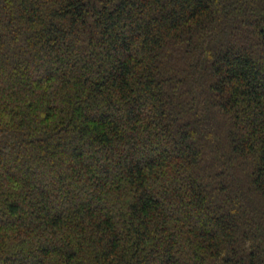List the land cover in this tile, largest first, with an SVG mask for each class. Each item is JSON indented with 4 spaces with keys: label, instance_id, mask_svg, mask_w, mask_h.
Masks as SVG:
<instances>
[{
    "label": "trees",
    "instance_id": "trees-1",
    "mask_svg": "<svg viewBox=\"0 0 264 264\" xmlns=\"http://www.w3.org/2000/svg\"><path fill=\"white\" fill-rule=\"evenodd\" d=\"M0 264H264V0H0Z\"/></svg>",
    "mask_w": 264,
    "mask_h": 264
}]
</instances>
